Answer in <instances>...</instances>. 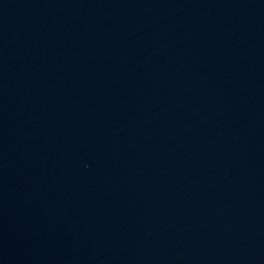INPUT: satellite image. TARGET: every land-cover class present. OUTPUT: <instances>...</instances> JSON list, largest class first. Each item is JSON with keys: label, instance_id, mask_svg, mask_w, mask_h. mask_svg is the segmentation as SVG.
Masks as SVG:
<instances>
[{"label": "water", "instance_id": "1", "mask_svg": "<svg viewBox=\"0 0 264 264\" xmlns=\"http://www.w3.org/2000/svg\"><path fill=\"white\" fill-rule=\"evenodd\" d=\"M0 264H264V0H0Z\"/></svg>", "mask_w": 264, "mask_h": 264}]
</instances>
